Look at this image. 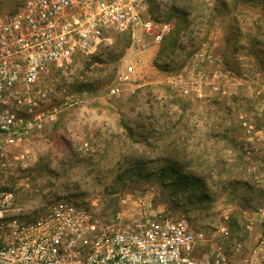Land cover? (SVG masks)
Masks as SVG:
<instances>
[{
  "label": "rangeland",
  "instance_id": "1",
  "mask_svg": "<svg viewBox=\"0 0 264 264\" xmlns=\"http://www.w3.org/2000/svg\"><path fill=\"white\" fill-rule=\"evenodd\" d=\"M23 1L0 0V15ZM151 3L172 25L161 44L143 37L144 49L132 47L129 34H115L12 96L23 112L55 117L8 148L3 185L15 193L12 213L24 219L62 199L91 198L109 212L127 198L126 216L186 218L201 250L230 262L252 214L264 209V81H245L256 68L264 72V0ZM215 33L241 84L209 101L179 97L164 72L180 70ZM130 65L133 82L100 95Z\"/></svg>",
  "mask_w": 264,
  "mask_h": 264
},
{
  "label": "built area",
  "instance_id": "2",
  "mask_svg": "<svg viewBox=\"0 0 264 264\" xmlns=\"http://www.w3.org/2000/svg\"><path fill=\"white\" fill-rule=\"evenodd\" d=\"M171 29L153 15L151 0H24L14 12L0 15V264H223L219 255L197 256L199 235L186 218L126 216L127 198L112 212L91 198L62 199L40 217L24 219L12 213L15 193L3 185L8 148L55 117L14 107L12 96L19 89L37 85L53 65L93 54L115 34L128 33L132 47L144 49L143 37L161 44ZM135 73L136 67L128 66L100 95L119 94ZM242 80L223 59L219 33L193 51L180 70L164 72L176 95L196 101L228 94ZM245 81H264V72L256 68Z\"/></svg>",
  "mask_w": 264,
  "mask_h": 264
},
{
  "label": "crops",
  "instance_id": "3",
  "mask_svg": "<svg viewBox=\"0 0 264 264\" xmlns=\"http://www.w3.org/2000/svg\"><path fill=\"white\" fill-rule=\"evenodd\" d=\"M251 220L246 240L229 256L230 262L223 264H264V209L254 212ZM196 254L202 256L207 253L199 246Z\"/></svg>",
  "mask_w": 264,
  "mask_h": 264
},
{
  "label": "trees",
  "instance_id": "4",
  "mask_svg": "<svg viewBox=\"0 0 264 264\" xmlns=\"http://www.w3.org/2000/svg\"><path fill=\"white\" fill-rule=\"evenodd\" d=\"M128 34V33H127Z\"/></svg>",
  "mask_w": 264,
  "mask_h": 264
}]
</instances>
